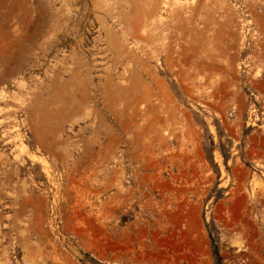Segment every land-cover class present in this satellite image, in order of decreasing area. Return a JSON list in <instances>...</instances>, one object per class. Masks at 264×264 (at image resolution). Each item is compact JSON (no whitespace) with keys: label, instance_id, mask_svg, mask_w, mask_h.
Instances as JSON below:
<instances>
[{"label":"rangeland","instance_id":"obj_1","mask_svg":"<svg viewBox=\"0 0 264 264\" xmlns=\"http://www.w3.org/2000/svg\"><path fill=\"white\" fill-rule=\"evenodd\" d=\"M0 264H264V0H0Z\"/></svg>","mask_w":264,"mask_h":264}]
</instances>
